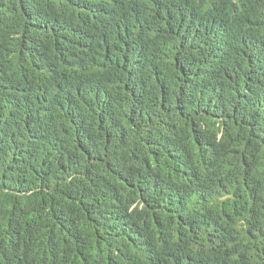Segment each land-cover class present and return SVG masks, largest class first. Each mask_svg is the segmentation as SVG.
<instances>
[{"label":"trees","instance_id":"16d2710c","mask_svg":"<svg viewBox=\"0 0 264 264\" xmlns=\"http://www.w3.org/2000/svg\"><path fill=\"white\" fill-rule=\"evenodd\" d=\"M0 264H264V0H0Z\"/></svg>","mask_w":264,"mask_h":264}]
</instances>
